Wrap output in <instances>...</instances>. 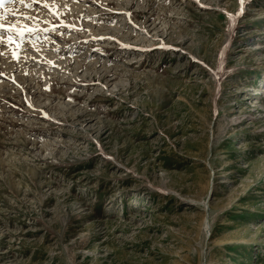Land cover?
<instances>
[{
  "label": "rangeland",
  "instance_id": "rangeland-1",
  "mask_svg": "<svg viewBox=\"0 0 264 264\" xmlns=\"http://www.w3.org/2000/svg\"><path fill=\"white\" fill-rule=\"evenodd\" d=\"M0 264H264V0H0Z\"/></svg>",
  "mask_w": 264,
  "mask_h": 264
}]
</instances>
